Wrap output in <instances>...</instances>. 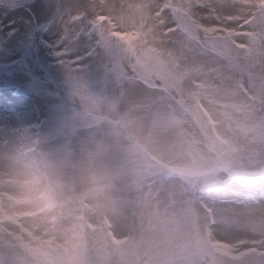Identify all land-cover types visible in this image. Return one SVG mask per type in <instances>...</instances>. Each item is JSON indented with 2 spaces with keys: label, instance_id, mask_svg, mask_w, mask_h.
<instances>
[{
  "label": "rangeland",
  "instance_id": "obj_1",
  "mask_svg": "<svg viewBox=\"0 0 264 264\" xmlns=\"http://www.w3.org/2000/svg\"><path fill=\"white\" fill-rule=\"evenodd\" d=\"M38 1L0 0V264H264V0ZM90 23L150 68L66 67ZM27 180L71 199L20 211Z\"/></svg>",
  "mask_w": 264,
  "mask_h": 264
},
{
  "label": "snow or ice",
  "instance_id": "obj_2",
  "mask_svg": "<svg viewBox=\"0 0 264 264\" xmlns=\"http://www.w3.org/2000/svg\"><path fill=\"white\" fill-rule=\"evenodd\" d=\"M81 20H83V17L74 18V22ZM81 35L89 42L88 51L83 55H74L73 52L74 46L78 44L81 37H64L62 42L57 45L60 49L57 55L61 57V62L66 67L79 66L84 68L83 61L85 59L93 60L102 52L111 60L114 71H119L125 58L134 59L141 68L146 70L150 68L154 49L148 47V45L149 43L154 44L155 39L149 41L148 35L143 31L121 39L120 36L105 31L102 26L90 23L84 28Z\"/></svg>",
  "mask_w": 264,
  "mask_h": 264
},
{
  "label": "clouds",
  "instance_id": "obj_3",
  "mask_svg": "<svg viewBox=\"0 0 264 264\" xmlns=\"http://www.w3.org/2000/svg\"><path fill=\"white\" fill-rule=\"evenodd\" d=\"M52 196L61 199H71L66 189H60L53 193L47 187L37 182L30 181L21 195L19 210L32 209L33 214L36 212H43L49 207L50 198Z\"/></svg>",
  "mask_w": 264,
  "mask_h": 264
},
{
  "label": "bare ground",
  "instance_id": "obj_4",
  "mask_svg": "<svg viewBox=\"0 0 264 264\" xmlns=\"http://www.w3.org/2000/svg\"><path fill=\"white\" fill-rule=\"evenodd\" d=\"M59 1L60 0H39L38 3L35 5V7L33 9L34 15H35V17H34L35 18L34 19L35 23L41 19V18H39V14L43 15V17H46V15L48 14L49 11L53 10L55 8V6L56 7L58 6ZM1 11H3V10H0V12ZM11 17L14 18L13 16H11ZM204 79L207 80L208 77H205ZM114 127L116 128L117 125H114ZM218 131L221 133V132L224 131V129L220 127L218 129ZM9 153H11V151H9ZM6 157H7V155L5 156V154L3 153V150L0 149V162H7L8 160L11 159V155L8 158H6ZM105 161L106 162L107 161L111 162L110 159H106ZM22 175L25 177V179H28L29 175H26V174H22ZM27 182H29V181L27 180ZM26 184H28V183H26ZM22 185H24V180L22 181ZM3 190L4 191H9V192L11 191V190H8V188H3ZM17 192H20V191L17 189ZM0 203H1L0 205L6 206V204L8 202L6 203V201H4L3 199H0ZM120 231L121 230H120L119 225L114 223V225H113V233H114V235L115 236H118V235L120 236ZM214 239H216L218 241H223L222 236L220 235V233H218L217 230L214 231Z\"/></svg>",
  "mask_w": 264,
  "mask_h": 264
}]
</instances>
